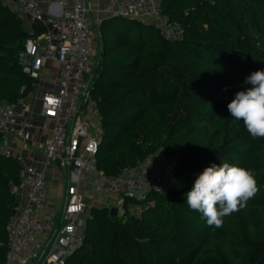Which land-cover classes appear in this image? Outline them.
<instances>
[{"label":"trees","instance_id":"trees-1","mask_svg":"<svg viewBox=\"0 0 264 264\" xmlns=\"http://www.w3.org/2000/svg\"><path fill=\"white\" fill-rule=\"evenodd\" d=\"M158 7L164 21L179 24L180 38L115 14L100 25L104 49L90 89L103 131L95 168L115 178L160 150L175 157L173 185L139 201L124 196L121 215L90 206L82 243L63 264H264V138H252L227 109L251 87L246 77L264 71V0H160ZM22 22L0 2L1 103L31 87L16 62L28 36ZM222 163L250 170L259 191L215 228L189 209L186 194L205 168ZM19 169L14 155H0V263L17 205L9 183L20 185Z\"/></svg>","mask_w":264,"mask_h":264},{"label":"built area","instance_id":"built-area-1","mask_svg":"<svg viewBox=\"0 0 264 264\" xmlns=\"http://www.w3.org/2000/svg\"><path fill=\"white\" fill-rule=\"evenodd\" d=\"M0 2L17 18L38 28L31 29L32 36L24 40L16 59L21 71L32 80L29 91L11 102L0 103V155H14L16 141L24 140L36 129L43 143L32 150L44 161L42 167L20 162V185L9 183L17 205L7 227V251L0 264H63L68 253L82 243L76 221L86 204L78 185L96 170L95 155L103 133L97 103L90 95L98 53L91 45L93 26L87 21L88 0H61L60 13L44 10L36 0ZM159 2L114 0L109 15L154 19L165 38H180L178 23L160 19ZM50 73L53 85L43 77ZM42 80L52 88H41ZM31 98L36 99L35 106L29 103ZM52 161L69 169V179L63 207L54 218V232L47 235L53 214L44 217L46 166ZM174 162L175 157L155 151L134 168L126 169L124 176L94 186L93 192L106 204L114 198L109 206L121 215L124 196L139 201L148 190L163 194L171 188Z\"/></svg>","mask_w":264,"mask_h":264},{"label":"clouds","instance_id":"clouds-1","mask_svg":"<svg viewBox=\"0 0 264 264\" xmlns=\"http://www.w3.org/2000/svg\"><path fill=\"white\" fill-rule=\"evenodd\" d=\"M244 84L251 87L237 92L227 109L243 122L252 138H264V71L251 73ZM258 191L250 170L229 163L212 164L195 179L186 202L190 210L202 214L208 226L220 228L225 216L243 208Z\"/></svg>","mask_w":264,"mask_h":264},{"label":"crops","instance_id":"crops-1","mask_svg":"<svg viewBox=\"0 0 264 264\" xmlns=\"http://www.w3.org/2000/svg\"><path fill=\"white\" fill-rule=\"evenodd\" d=\"M36 1L41 4L44 10L50 12H55L57 10V12L60 13V10H58L59 9L58 3L61 0H36ZM88 6H89V12L87 15V21L90 22V24L93 26L92 35H91V45L94 51L96 49L95 52L98 53V55H100L104 49V42H102L101 40L100 25H105L106 20H108L110 13L109 11H111V9L115 7L114 0H88ZM22 26L27 31V33L31 32L32 25L30 23L27 24L22 22ZM43 77L47 80V82L53 85L54 80L51 77V73L48 75V77L45 75H43ZM51 85H49L43 80L40 83V87L41 88L43 87L44 89L52 88ZM29 103L32 106H35L37 104L35 98L29 99ZM42 143H43V139H40V137L36 133V129H33L30 133L27 134V137L24 140L16 141L14 157L19 161V163L20 162L33 163L38 167H42V163L44 162L42 156L32 150V148H34L35 145H39ZM46 172H47V179H46V196H45L46 198H45V206H44L45 207L44 217L50 214L51 211L53 212V209L50 210V207L52 205H56V204L59 205L60 201L64 203V199L66 196V185L69 179V169L65 167H59L57 161H52L49 165H47ZM125 174L126 172L124 170L122 171V173L118 175V177L124 176ZM107 179L109 178L104 177L101 171L94 170L88 174L86 180H83L79 183L78 190L80 191L81 195L84 198L86 209L78 217L76 221V226L78 230L81 231L83 227V220L85 216L88 215V209L90 206L92 205H96L99 207L106 206L108 207V209L112 207L109 206V204H112L114 198H110L106 204V202H104L99 198L97 193L93 192L94 186L104 185ZM18 192H21V189H18ZM130 208L133 211L137 212L138 207L130 206ZM56 213L59 216L60 211L57 210ZM58 216H56V218ZM54 220L51 225L47 226L45 234L49 235L52 232H54V228H55V225L53 224ZM27 248H29V246Z\"/></svg>","mask_w":264,"mask_h":264},{"label":"rangeland","instance_id":"rangeland-1","mask_svg":"<svg viewBox=\"0 0 264 264\" xmlns=\"http://www.w3.org/2000/svg\"><path fill=\"white\" fill-rule=\"evenodd\" d=\"M161 20H163L162 18H160ZM148 21H150V22H152L153 24H156L157 23V20H154V19H148ZM24 23H27L28 24V22H26V21H23ZM95 51H96V49H95ZM51 77H53V73H51ZM65 178V177H64ZM47 179V178H46ZM54 180V179H53ZM63 182V181H62ZM64 183V182H63ZM62 201H60L59 202V205L58 204H56V205H52L51 207H50V210H52L53 209V212L51 211L50 213H52L53 214V220H54V218H56V216H58L57 215V213H56V211L58 210V211H61V209H62V207H63V202L61 203ZM55 222V221H54Z\"/></svg>","mask_w":264,"mask_h":264},{"label":"water","instance_id":"water-1","mask_svg":"<svg viewBox=\"0 0 264 264\" xmlns=\"http://www.w3.org/2000/svg\"><path fill=\"white\" fill-rule=\"evenodd\" d=\"M28 36H29V37L32 36V32H29V33H28ZM108 215H109L110 217L115 216V215H116V208H115V207H110L109 210H108Z\"/></svg>","mask_w":264,"mask_h":264},{"label":"snow or ice","instance_id":"snow-or-ice-1","mask_svg":"<svg viewBox=\"0 0 264 264\" xmlns=\"http://www.w3.org/2000/svg\"><path fill=\"white\" fill-rule=\"evenodd\" d=\"M49 102H50V103H52V101H51V100H50Z\"/></svg>","mask_w":264,"mask_h":264}]
</instances>
